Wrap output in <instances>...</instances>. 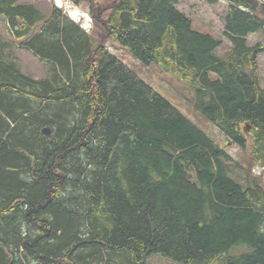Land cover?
I'll return each mask as SVG.
<instances>
[{
  "label": "trees",
  "instance_id": "1",
  "mask_svg": "<svg viewBox=\"0 0 264 264\" xmlns=\"http://www.w3.org/2000/svg\"><path fill=\"white\" fill-rule=\"evenodd\" d=\"M70 1L89 5L93 31L0 0L13 39H0V264H264V186L227 151L250 148L264 171V0H205L229 7L224 58L179 0ZM108 40L186 83L224 147ZM13 41L49 64L43 78L23 72Z\"/></svg>",
  "mask_w": 264,
  "mask_h": 264
},
{
  "label": "rangeland",
  "instance_id": "2",
  "mask_svg": "<svg viewBox=\"0 0 264 264\" xmlns=\"http://www.w3.org/2000/svg\"><path fill=\"white\" fill-rule=\"evenodd\" d=\"M21 3H32L45 15H50L54 7L59 8L64 14L68 15L75 23L82 17L80 26H84L86 32L93 31V23L89 13V5L87 3L76 6L70 0H19ZM102 3H107L109 0H100ZM178 10L192 20L193 29L202 33L212 35L217 40H221V47L218 50L220 57L224 58L231 49L230 40L224 35V17L229 9L228 4L220 2L214 6H210L205 0H179ZM87 14V15H86ZM39 30L37 29V32ZM12 39L10 29L7 22L0 16V39ZM260 34L249 36L248 43L255 45L261 42ZM20 41H13L16 45L14 49L15 55L22 64L24 73L32 75L35 79L43 78L49 68V64L41 62L40 59L34 56L31 52L18 46ZM108 50L117 58L127 64L139 77L154 88L163 97L169 100L174 106L179 108L183 114L192 121L197 127L210 136L218 145L224 147L226 141L225 136L221 131L214 126L206 117L195 107V97L193 92L186 83L178 81L173 75L160 71L155 65L145 66L130 53L122 49L113 40H108L106 43ZM259 67V83L264 89V53L258 57ZM243 133L249 138V146L251 137L248 127H242ZM228 153L233 158L234 166L239 163L242 167L248 168L255 174L264 186V171L254 163L251 159L250 148L241 150L235 146H230L227 149ZM236 170V169H233ZM241 171L236 170L235 174L240 175ZM246 246L235 247L230 251V255L248 252ZM149 264H180L172 259L164 258L160 255H153L148 259Z\"/></svg>",
  "mask_w": 264,
  "mask_h": 264
},
{
  "label": "water",
  "instance_id": "3",
  "mask_svg": "<svg viewBox=\"0 0 264 264\" xmlns=\"http://www.w3.org/2000/svg\"><path fill=\"white\" fill-rule=\"evenodd\" d=\"M42 133H43V134H46V135H50V134H51V129H50V128H44V129L42 130Z\"/></svg>",
  "mask_w": 264,
  "mask_h": 264
}]
</instances>
